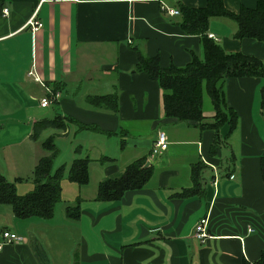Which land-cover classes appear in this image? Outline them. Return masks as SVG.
Wrapping results in <instances>:
<instances>
[{"label":"crops","instance_id":"1","mask_svg":"<svg viewBox=\"0 0 264 264\" xmlns=\"http://www.w3.org/2000/svg\"><path fill=\"white\" fill-rule=\"evenodd\" d=\"M182 3L194 9L208 4L207 0ZM176 4L173 0H0V174L9 182L19 180L18 195L30 193L34 169L48 156L42 143L52 134L58 149L53 167L57 162V168L69 169L76 159L90 160L88 185L79 186L67 177L62 181V200L52 219H17L11 207L0 205V243L4 232L24 238L20 244L2 245L0 264H255L260 260L264 79L226 80V104L236 114L237 126L230 133L228 117L219 129L223 144L214 152L216 132L210 126L216 112L205 89L203 127L166 117L159 83L136 68L140 55L158 56L162 69L184 68L193 55L203 58L202 37L185 34L178 25L180 15L167 12L178 11ZM224 7L238 13L242 7L256 9L257 1L224 0ZM34 16L42 24L36 33L26 27ZM236 31L232 21L213 19L208 37L227 53H242L264 63V43L238 40ZM35 78L60 94L48 108L41 107L48 92ZM108 96L116 98L117 111L88 102ZM49 116L63 118L66 130L32 140L33 124ZM159 131L166 134L168 149L154 156ZM61 144L68 152L58 163ZM144 158L154 171L144 188L128 191L116 202L96 200L101 183L122 178L129 165ZM78 200L81 218L71 221L65 209ZM203 218H208L211 236L205 242L194 237Z\"/></svg>","mask_w":264,"mask_h":264},{"label":"trees","instance_id":"2","mask_svg":"<svg viewBox=\"0 0 264 264\" xmlns=\"http://www.w3.org/2000/svg\"><path fill=\"white\" fill-rule=\"evenodd\" d=\"M176 1V9L180 19L178 25L187 35L201 36L203 44V58L194 56L190 64L184 68L170 67L162 69L159 57L145 58L139 56L137 71L144 72L150 79L157 81L164 93V108L166 117L178 120L181 123H201L203 119V93L204 89L209 95L216 112L215 123L210 129L216 135L212 152L221 146L219 129L230 117V133L237 126V116L232 112L225 99L224 87L229 78L254 77L264 79V63L242 53H227L222 47L208 37L210 21L225 19L237 26L234 37L238 40H255L264 43V0H256V9L242 7L238 13H232L224 7V0H207V7L194 9L182 2ZM57 88L53 89L56 92ZM264 94V88H263ZM88 102L95 107L105 106L109 110L117 111L115 97H94ZM66 122L59 116L53 119H40L33 124L32 140L37 141L47 130L55 132L65 131ZM52 134L42 143V148L48 156L40 159L33 172V190L20 196L17 193L15 182H9L0 174V205L11 207L17 219L25 220L38 218L50 220L54 217L55 208L61 202L62 181L67 179L79 186L89 183L88 158L76 159L69 169L65 165L54 170L53 162L58 154ZM146 158L129 165L122 178L110 180L99 185L97 201L116 202L122 199L128 191L144 188L153 176V169L144 168ZM261 171L264 182V157L261 159ZM199 170L194 169L193 180L197 184ZM66 217L71 221L81 218L79 200L74 206H67ZM244 264H251L247 261ZM255 264H264V251Z\"/></svg>","mask_w":264,"mask_h":264},{"label":"built area","instance_id":"3","mask_svg":"<svg viewBox=\"0 0 264 264\" xmlns=\"http://www.w3.org/2000/svg\"><path fill=\"white\" fill-rule=\"evenodd\" d=\"M167 12L169 15L172 16L179 15L178 11L167 9ZM5 14H7L6 11ZM26 27H30L31 30L36 33L42 28V24L39 21H37L36 16H34L27 22ZM30 75H32V73H30ZM35 81L40 83L48 92V95L41 100V107L48 108L53 101H56L59 98L60 94L59 92H53V90H50L48 87H46L45 84H43V82L40 80V78H35ZM167 149H168V141L166 134L162 131H159L157 134V139L153 146V155L154 156L160 155L164 153ZM207 226H208V218H203L198 222L194 231V237L197 240L201 242H205L206 240L211 238ZM249 232H254V230L250 229ZM3 240H4L3 243H0V249L2 248L3 244H14V243L20 244L24 242V238L10 232L3 233Z\"/></svg>","mask_w":264,"mask_h":264},{"label":"rangeland","instance_id":"4","mask_svg":"<svg viewBox=\"0 0 264 264\" xmlns=\"http://www.w3.org/2000/svg\"><path fill=\"white\" fill-rule=\"evenodd\" d=\"M174 11H175V10H174ZM52 109H53V108H52ZM54 117H55V116H49L48 119H53ZM51 133H52V130H47V131H45V132L42 134V139L44 138V135H46V134L48 135V134H51ZM57 145H58V144H57ZM225 145H226L227 148L230 147L229 142H227V144H225ZM65 146H66V145H65ZM58 147L61 149V150H60V151H61V154H60V157H59V158H60V161L58 162V163H60L64 157H67L66 154H67L68 151H67V149H66L62 144L59 145ZM58 165H59V164H57V162H56V164L54 165V168L56 169V168L58 167ZM62 165H63V164H62ZM55 169H54V170H55ZM28 179H29V178H28ZM30 180H31V179L27 180V182H25V185L28 186V185L30 184ZM4 220H5V219H4Z\"/></svg>","mask_w":264,"mask_h":264},{"label":"water","instance_id":"5","mask_svg":"<svg viewBox=\"0 0 264 264\" xmlns=\"http://www.w3.org/2000/svg\"><path fill=\"white\" fill-rule=\"evenodd\" d=\"M150 166V162H148L145 166V168L149 167Z\"/></svg>","mask_w":264,"mask_h":264}]
</instances>
